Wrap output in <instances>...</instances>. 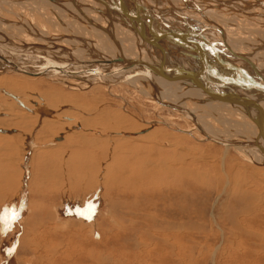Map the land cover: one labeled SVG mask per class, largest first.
Returning <instances> with one entry per match:
<instances>
[{"label": "bare ground", "instance_id": "bare-ground-1", "mask_svg": "<svg viewBox=\"0 0 264 264\" xmlns=\"http://www.w3.org/2000/svg\"><path fill=\"white\" fill-rule=\"evenodd\" d=\"M0 5L4 8L8 7L7 11L0 9V65L2 67H15L17 70H23V72L27 71L37 74L41 80L42 78H46L54 82H66L65 84L68 83L72 87L86 88L90 87V85H101V83L108 86L116 83V86H118V83L121 84L123 82L129 86L133 85L140 92L149 95L148 97L152 98V102L156 106H164L166 103L168 104V108L169 106L172 108L179 107V109H176L178 112L183 113V116L192 119L201 126L204 125L209 134L207 135L211 140L224 143L225 152L230 148H234L242 156L253 160V162L264 160V124L263 129L259 128V119L261 117L264 122V89L262 88L264 87V0H0ZM8 11L14 12L13 14L18 19H5V16H7L5 12ZM125 11L128 15L123 14ZM165 32L174 35L166 38L158 37L157 34L160 33L162 35ZM9 35H16L18 42L15 44L12 42L9 43L8 41L10 39L7 40V36ZM163 51L167 56H163ZM130 60L141 63L150 62L158 66L164 65V70L170 76L175 77L181 74L183 76L179 79L166 78L151 72L142 64L130 65ZM126 66L128 67L125 68ZM5 78L3 79L5 80ZM153 80L155 86L152 83ZM205 80L207 82H204ZM3 81H0V85H5ZM205 83L207 85L202 86ZM250 83L253 85H249ZM9 93L16 96V98L13 96L14 100L18 99V102H23L24 106L22 105L21 107H25L26 110H36L32 114L34 115L31 117L32 119L28 118L25 121L16 115L12 117L11 124H9L7 118L4 120L0 119V125H4V128L5 125H9L8 127L6 126V129H11L9 131L11 133L9 138L11 147L12 143L10 139L17 141V138H19L17 136L19 132L16 128L20 125H26L25 127H28V123L33 120L30 122L33 124L32 128H30L32 130L36 126H34V123L37 122L36 124H38V120L41 117L42 125L40 124L41 127H39L36 134V143H38V136H42V139L53 138L57 142V147H61L64 144L63 139L71 138L69 135L77 134V140L83 143L82 146L86 145V147L89 146V148H92L90 150H92L95 159L99 152L101 153L99 155L103 158L107 155L103 160L106 161V163H103L106 166L104 167L101 164L98 167L97 162L93 161V158V160L88 158L92 156L90 155L91 152L87 150L89 153L83 154L85 151L80 153L79 158L81 159L79 161L77 159V163L73 166L75 175L77 174L78 176V172L82 174L81 179L83 180H81L80 184L78 186L77 183H74L76 185L73 184L74 187L77 186L79 192H90L95 189L94 185L97 188L98 184H106L107 188L112 185L115 188L117 185L115 186L113 183L119 179H124L123 176V178L118 176L119 173L120 175L128 174L129 177L126 178L127 182L124 180L129 188L134 187L136 184H140V187L143 188L144 186L145 188V185L148 184V181H145L149 180L148 188L146 186L145 190L140 194L143 202L142 205H144V216L140 215L143 218V223H147L149 226L154 221L153 214L150 211L152 207L151 199L153 201L156 197L157 199H163V197L166 199L172 195L170 190L176 187V192L178 189L182 191L184 188L185 190H189V192L191 190H197V186H199L198 172L191 168L185 169L181 165L183 159H180L181 153L178 151L181 148L177 142H174V146H171V148H174V151L165 149L166 146L164 149L162 148L163 139L168 136H164L162 129H156V127L153 131H149L154 123L152 119H145L146 125L144 126L147 128L146 131L148 133L144 130L142 132L146 134L136 139L141 149L145 144L143 147L146 148L144 149L145 151L143 150L144 152L140 155V151L135 149L137 146L133 144L135 146V151L133 150L135 153L132 154L131 158L132 160H136V162H141L142 166L140 169L138 167L139 170L131 169L132 167H128V161H126V164H124L125 161H122V159L127 160L130 156L122 155V158H119V155L124 148L128 150L133 145L128 147L121 144L124 146L123 148L120 147L119 141L114 140L116 139L115 137H102L104 135L108 136L111 131L106 134L97 135L99 137L95 136V132L92 133L90 131L92 128L95 129L97 125L101 126V124H98L100 122L105 124L106 127V123L116 122V118H110L112 114L106 113V115H102L103 111L100 110L98 105H91L89 102L91 99L89 97L90 95H80L84 98L81 99L84 100V103H89L84 104V106H78L82 110H86L85 112L89 111L91 113L85 115L83 112H71L72 114H77L80 117L79 120L82 118V121H74L78 124L76 131L74 129L72 132L66 131L65 134H62L61 124H57L53 120L50 121L49 118L47 119L41 116L42 112L40 111L46 109L45 106L36 113L37 107L30 106V100H27L28 103L22 100L20 95L14 90ZM47 95L48 97L50 96L48 93ZM94 98L95 96H93ZM31 100L36 102L35 98ZM72 101L77 103L75 99H72ZM61 102L59 100L58 104H52L51 107L59 108V103ZM40 105H46L44 99ZM40 105L38 108L41 107ZM231 110L237 113L238 116H241L239 120L230 121L227 113L229 111L232 112ZM123 112L119 115L114 114V117H117L118 121L117 124L115 123L117 125L116 129L112 127L114 131H117V129V132H120L119 130L121 129L129 131L135 128V114ZM204 112L209 113V115L206 114L203 116ZM207 115L218 118L220 120L218 121L226 129L213 126L210 119H207ZM248 118L252 119L251 121L254 123V128L251 125L252 130L247 128L248 126L250 127ZM121 120L123 125L120 124L122 122H119ZM159 121L163 122L166 128L170 126L164 119ZM88 129L92 134L86 131ZM192 129L190 127L187 130H179L182 135L189 134L194 136ZM173 131L171 132L175 137L181 135L179 132ZM219 133L221 135L223 133V135L220 136ZM124 138L122 137L120 140ZM239 138L247 141V144L241 142ZM105 143L108 146L107 148H109L108 150L102 147ZM99 144L103 150L98 149V152L97 148L95 149L94 147L99 146ZM4 145L6 146V144ZM153 145L156 146L153 147ZM8 150L10 152V149ZM96 151L98 154H96ZM128 151L125 153L128 154ZM51 152L53 154V151ZM86 154L87 156L89 154V156L87 157ZM49 158L46 157L47 160ZM53 158L49 161H53ZM118 158L123 163V166H127L126 170L123 169L122 164H117ZM195 160L194 158L192 161ZM111 161L115 163H111ZM61 163L62 161L57 162L58 166H55L57 167L56 172H61V168L65 169V167H60ZM68 164L67 169L69 173V168H72L71 161ZM113 164L117 166H113ZM129 169L131 170L128 171ZM49 171L51 172V170ZM40 172L37 169V172L34 174L33 171L32 174V181L35 177V183L33 184L37 189L45 186L44 183L48 181L46 179L49 177L48 175L46 176L49 172H44L45 174ZM56 174L58 176L60 175L58 173ZM19 175V182L21 183L22 173ZM69 175L71 176L70 173ZM184 175L191 180H186L185 182ZM86 176L87 178L91 177L88 180L85 178ZM5 178L6 181L4 182L7 183L6 185L15 187L12 178ZM70 179H67V182ZM89 181L90 184H87ZM100 181L105 183H98ZM151 187L153 189L156 188L155 191L149 190ZM180 191L176 195V199L178 197L179 200L187 196L185 194L181 195ZM251 197H253V202L254 200L255 202L253 203V207L242 210L243 216L245 217L243 221L238 220L239 216H232L230 219L233 220L234 218V228L238 229L239 235L244 236L248 241L244 248H248L250 244H256L252 250L257 253V259L260 258L264 261V196L251 194ZM157 203L155 206H157ZM169 213L172 214V211L169 210ZM243 223H247L246 225L250 226L254 224L257 230L262 233H257L255 230L253 232L246 231ZM145 228L148 229V227ZM168 228L166 227L163 233L166 235L165 238L171 239L173 233H170L171 229ZM173 228L177 230V226ZM236 229L234 233H236ZM231 232V229H229L230 235ZM75 234L79 235V232H75ZM225 234L226 232H224V237ZM167 239H164V241ZM229 240L231 242L232 239H228V244ZM139 241L144 248L147 244V238ZM169 241L172 244L171 240ZM232 242L237 243L236 241ZM143 252L138 253L139 257L143 255Z\"/></svg>", "mask_w": 264, "mask_h": 264}, {"label": "rangeland", "instance_id": "rangeland-1", "mask_svg": "<svg viewBox=\"0 0 264 264\" xmlns=\"http://www.w3.org/2000/svg\"><path fill=\"white\" fill-rule=\"evenodd\" d=\"M0 7L2 11H7L8 7L4 8L1 5ZM5 13L7 14L5 19H18L13 14L14 12L8 11ZM16 35L7 36V40L10 39L8 42L14 44L18 42ZM0 69V81H3V78L6 77L3 81L6 86L0 85V119L4 120L7 118L9 124H11L12 117L15 115L25 121L33 117L34 115L32 114L36 111L35 109L26 110L25 107H21L22 105L16 99V101L13 99L14 95L9 93L13 90L27 103L30 100L29 105L37 107L36 113L45 106L46 109L40 111L42 112L41 116L47 119L49 118L50 121L53 120L57 124H61L62 134H65L66 131L72 132L74 129L76 131L77 122L82 121V118L79 120L80 117L74 114L75 112H83L85 115L91 113L89 111L85 112L86 110H82L78 105L84 106V104L89 102L91 105H98L100 110L103 111L102 115H106V113L112 114L110 118H116V124L118 121L117 117H114V114L117 111V115L123 111V113L130 112L135 114L134 118L136 120L134 123L135 128L132 130L121 129L119 130L120 132H117L118 129L117 131L113 130V128L116 129L117 127L115 123L108 124L105 122L106 127L105 124L97 121L100 122L98 124H101V126L97 125L95 127L96 131L93 128L90 131L92 133L95 132V136L111 131L108 136L104 135L102 137H115L116 139L114 140L119 141L120 147L123 148L124 146L130 147L135 144L138 147L135 149L137 151L139 150L141 155L145 151L144 149H146L143 148L145 144L141 149L136 139L146 134L142 132L147 130L144 126L146 125L145 119H152L154 123L149 131H153L156 127V129H162L164 136H168L163 139L162 148L164 149L166 146L165 149L174 151V148H171V146H174V142H177L181 148L178 151L181 153L180 159H183L181 165L185 169L191 168L196 170L199 174L197 175L199 178L197 190H191L189 192V190H185L184 188L182 191L178 189L176 192V187L170 190L172 195L166 199L164 197L163 199H157L156 197L154 201L151 199L152 207L150 211L153 214L154 221L153 224L148 226L147 223H143V218L141 217V215L144 216V205H142L143 202L140 194H142L141 192L145 190L146 186L148 188L149 180L145 181H148V184H144L145 188L144 186L143 188L140 187V184L129 188L126 185V178L129 177L128 174L126 173L127 177H125V174L120 175L119 173L118 176H123L126 182L124 179V181L117 179L118 181H115L113 185H117L118 187L113 188L114 186L109 185L110 187L107 188L106 184H98L97 188L94 185L95 189L90 191L91 193L85 191L86 194L77 190V186L83 179H81L82 174L80 172H78V176L77 174L75 175L73 166L77 163V159L78 161L81 159L79 158L80 153L83 151H85L83 154L88 151L91 152L90 155L92 156H89V154V157L87 154L86 156L89 159L93 158L94 160H92L97 162L99 167L101 164L106 163L103 160L107 155L104 158L99 155L101 154L99 150L102 147L104 149L108 147L106 143L102 147L100 144L94 147L99 152L98 154L96 151V154H98L96 159L92 150H90L92 148H89V146L86 147V145L82 146L83 143L77 140V134L69 135L71 138L63 139L64 144L61 147H57V142L53 138L42 139V136H38V143H36V134L42 125V119L40 117L38 124H36L37 122L34 123V126H36L33 128L34 130L32 129L33 132L30 129L33 125L30 122L33 120L28 123V127H25L26 125H20L21 127L16 128L19 132L17 135L19 138H17V141L10 139L12 143L11 147V144H9L11 135L9 131L11 129H6V126L8 127L9 125H5V128L4 125H0V264H264L262 259L256 258L258 256L257 253L252 250L256 244H250L248 248H244L248 241L244 236L239 235L238 229L234 228V218L233 220L230 219L232 216H239L238 220L243 221L245 217L243 216L242 210L253 207V203L255 202V200L253 202L251 194L264 196V160L253 162V160L242 156L234 148H230L225 152L224 143L220 144L216 140H211L208 137L209 134L204 125L201 126L192 119L186 118L176 108H172L171 106L168 108V104L166 103L164 106H156L152 102V98L148 97L149 95L140 92L133 85L129 86L123 82L121 84L118 83V86H116V83L108 86L101 83V85L95 84L90 85V87L80 88L72 87L68 83L65 84L66 82H54L46 78H42L41 80L37 74L27 71L23 72V70H17L15 67H2L0 65ZM47 93L50 94L49 97ZM82 94L90 95V101L84 103V100H81L83 97L80 96ZM93 96H95L94 99ZM33 98L36 99V102L31 100ZM42 98L46 102V105H40L43 102ZM72 99H75L77 103H74ZM59 100L62 101L59 103V108H52V104H58ZM39 105L41 106L40 108H38ZM104 109L107 110L105 111ZM71 112L74 113L72 114ZM206 114L209 115V113L204 112L203 116ZM36 115L38 116V114ZM227 115L230 121L239 120L241 117L233 111H229ZM208 117L207 119H210L213 126L226 129L219 122L220 120L218 118L214 116ZM161 118L166 120L170 126L167 128L164 127L165 124L159 121L162 120ZM251 120L248 118L250 127L248 126L247 128H250V130H252L251 125L254 128V123ZM119 122H122V120ZM120 124L123 125V122ZM126 127L128 128L127 125ZM190 127L191 129L193 128L194 136L189 134L182 135L179 130H187ZM108 128L109 130H107ZM129 129L131 128L129 127ZM173 130H176L181 135L175 137L171 132ZM86 131L92 134L89 129ZM219 134L220 136L223 135V133L222 135L221 133ZM122 137L125 138L120 140ZM127 139H130L129 142ZM239 139L241 142L247 144V141L241 138ZM135 146H131L129 148L130 150L128 149L129 151L124 148V151L122 150L124 154L121 151L122 154L120 152L119 158H122V155L130 156L127 160L122 159L123 162L125 161L124 164L128 161L129 168L138 169L139 167L140 169L142 166L141 162H136V160H132L131 158L132 154L135 153ZM73 147L76 149H73ZM8 149H10V152ZM51 151H53V154H51ZM126 151H128V154H126ZM46 157L50 158L47 160ZM52 158L55 161H49ZM119 158L117 164H122L121 166H123ZM194 158L196 160L192 161ZM56 160H58V163L62 161L60 167H65V169L61 168L60 173L56 172L57 167L55 166H58ZM70 161L72 168H69V173L71 176L67 169L68 162ZM46 163L50 164L48 165ZM111 163L115 162L111 161ZM113 166L117 165L113 164ZM126 167L124 165L123 169L126 170ZM37 169L39 172L42 171L43 174L49 172L46 174L49 177L47 179L45 177L46 181L48 180L46 182L47 184L44 183L45 186L39 189L35 188L33 184L35 183V177L32 181L33 171L35 174ZM18 173H22L21 183L19 182L20 175ZM56 173L60 175L58 176ZM5 177L12 178L15 187L6 185L7 183L4 182L6 181ZM90 177L87 178L86 176L85 178L89 180ZM66 178H71L68 181L69 183ZM184 178L185 182L186 180H191L186 175H184ZM74 183H77L76 187H74L76 185ZM98 183L105 182L100 181ZM87 184H90V181ZM155 189L151 187L149 190L155 191ZM179 191L181 195H187L184 196V200L182 198L179 200L178 197L176 199ZM156 203L157 206H155ZM169 210L172 211V214L169 213ZM246 224L243 223L246 231L253 232L255 230L257 233H262L257 230L254 224L252 226ZM143 225L148 227V229L143 227ZM176 226L177 230L173 228ZM164 227H170L168 229H171L170 233H173L171 239L165 238L166 235L163 231L166 229ZM229 229L232 231L231 235L229 234ZM235 229L236 233H234ZM75 232H79L80 236L76 235ZM159 232L162 233L160 234ZM224 232H226L225 237ZM148 234L150 237L147 236ZM145 238H147V244L143 248L139 240H144ZM229 238L237 243L230 242L229 240L228 244ZM164 239L167 240L164 241ZM169 240H171L172 244H170ZM170 249L174 250L170 251ZM141 250L144 252L139 257L138 253L142 252Z\"/></svg>", "mask_w": 264, "mask_h": 264}, {"label": "water", "instance_id": "water-1", "mask_svg": "<svg viewBox=\"0 0 264 264\" xmlns=\"http://www.w3.org/2000/svg\"><path fill=\"white\" fill-rule=\"evenodd\" d=\"M123 10V9H122ZM123 14H125V15H128L127 14V12L125 11V12H123ZM132 24H134V23H132ZM158 35V37L159 38H166V37H170V36H172V35H174V34H170V33H167V32H165V33H162V35L159 33V34H157ZM145 36V35H144ZM163 56H167V54H165L164 53V51H163ZM129 64L130 65H139V64H142L143 66H145V68H148L151 72H154V73H157L158 75H160V76H163V77H166V78H170V79H179V78H182V74L179 76V75H177V76H175V77H172V76H170L168 73H167V71L166 70H164V65H155V64H153V63H150V62H137V61H134V60H130L129 61ZM128 66H126L125 68H127ZM103 73V72H102ZM148 74H149V76H150V73L148 72ZM192 78H194V77H192ZM194 79H196V78H194ZM207 80V79H206ZM204 81V82H207V81ZM153 85L155 86V82H154V80H153ZM207 85V83H205V84H202V86H206ZM249 85H253L252 83H250ZM263 89H264V87H262ZM14 98H16V96H14ZM18 100V99H17ZM20 102V104L21 105H23L24 106V104H23V102H21V101H19ZM174 106V105H173ZM176 107V106H175ZM176 108H178L179 109V107H176ZM183 110V109H182ZM263 124H264V122H263V120H262V117L259 119V128L260 129H263ZM218 142H220V144L222 143L223 144V142H221V141H218ZM263 152H264V149H263Z\"/></svg>", "mask_w": 264, "mask_h": 264}]
</instances>
